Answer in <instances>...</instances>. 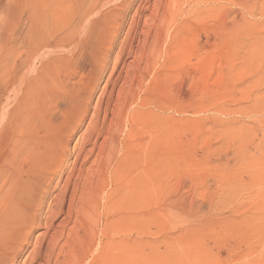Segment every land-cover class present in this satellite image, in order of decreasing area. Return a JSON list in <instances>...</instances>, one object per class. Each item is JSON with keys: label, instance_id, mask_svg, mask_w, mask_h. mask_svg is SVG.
I'll use <instances>...</instances> for the list:
<instances>
[{"label": "bare ground", "instance_id": "1", "mask_svg": "<svg viewBox=\"0 0 264 264\" xmlns=\"http://www.w3.org/2000/svg\"><path fill=\"white\" fill-rule=\"evenodd\" d=\"M207 4L0 0V264H108L109 220L144 217L145 177L153 185L162 166L156 146L174 134L153 131V94L173 79Z\"/></svg>", "mask_w": 264, "mask_h": 264}, {"label": "rangeland", "instance_id": "2", "mask_svg": "<svg viewBox=\"0 0 264 264\" xmlns=\"http://www.w3.org/2000/svg\"><path fill=\"white\" fill-rule=\"evenodd\" d=\"M207 1L173 79L153 94V131L161 123L174 134L156 146L162 166L153 185L145 177L144 217L109 220L108 264H136L129 255L137 240L138 264H264V0Z\"/></svg>", "mask_w": 264, "mask_h": 264}]
</instances>
